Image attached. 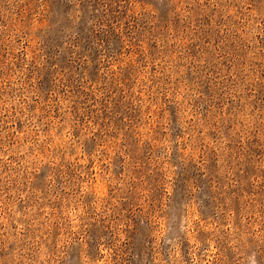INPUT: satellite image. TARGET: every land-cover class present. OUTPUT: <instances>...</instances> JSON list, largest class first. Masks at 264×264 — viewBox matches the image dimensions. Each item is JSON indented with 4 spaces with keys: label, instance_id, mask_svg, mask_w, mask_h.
<instances>
[{
    "label": "rangeland",
    "instance_id": "374dc122",
    "mask_svg": "<svg viewBox=\"0 0 264 264\" xmlns=\"http://www.w3.org/2000/svg\"><path fill=\"white\" fill-rule=\"evenodd\" d=\"M0 264H264V0H0Z\"/></svg>",
    "mask_w": 264,
    "mask_h": 264
}]
</instances>
